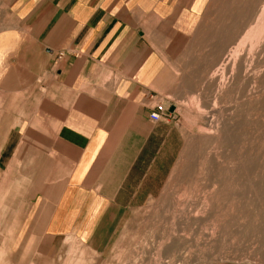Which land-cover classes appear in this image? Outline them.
Masks as SVG:
<instances>
[{
    "label": "crops",
    "instance_id": "0c3cea01",
    "mask_svg": "<svg viewBox=\"0 0 264 264\" xmlns=\"http://www.w3.org/2000/svg\"><path fill=\"white\" fill-rule=\"evenodd\" d=\"M208 4L0 0V190L20 237L106 250L103 223L140 201L178 134L149 114L181 92Z\"/></svg>",
    "mask_w": 264,
    "mask_h": 264
},
{
    "label": "rangeland",
    "instance_id": "374dc122",
    "mask_svg": "<svg viewBox=\"0 0 264 264\" xmlns=\"http://www.w3.org/2000/svg\"><path fill=\"white\" fill-rule=\"evenodd\" d=\"M186 50L163 100L178 134L140 201L103 223L106 250L20 237L2 189L0 264H264V0H209Z\"/></svg>",
    "mask_w": 264,
    "mask_h": 264
},
{
    "label": "built area",
    "instance_id": "2783aa9c",
    "mask_svg": "<svg viewBox=\"0 0 264 264\" xmlns=\"http://www.w3.org/2000/svg\"><path fill=\"white\" fill-rule=\"evenodd\" d=\"M169 106H166L163 102L156 103L154 109L150 112L149 118L154 122L161 121L167 118Z\"/></svg>",
    "mask_w": 264,
    "mask_h": 264
},
{
    "label": "water",
    "instance_id": "95a60500",
    "mask_svg": "<svg viewBox=\"0 0 264 264\" xmlns=\"http://www.w3.org/2000/svg\"><path fill=\"white\" fill-rule=\"evenodd\" d=\"M172 111H173V108H170V109H169V112H172Z\"/></svg>",
    "mask_w": 264,
    "mask_h": 264
}]
</instances>
